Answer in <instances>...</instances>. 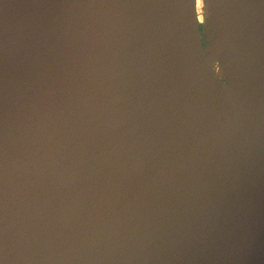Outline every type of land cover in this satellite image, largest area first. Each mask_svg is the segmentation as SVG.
I'll use <instances>...</instances> for the list:
<instances>
[{
	"label": "water",
	"instance_id": "water-1",
	"mask_svg": "<svg viewBox=\"0 0 264 264\" xmlns=\"http://www.w3.org/2000/svg\"><path fill=\"white\" fill-rule=\"evenodd\" d=\"M0 0V264H264V0Z\"/></svg>",
	"mask_w": 264,
	"mask_h": 264
},
{
	"label": "bare ground",
	"instance_id": "bare-ground-1",
	"mask_svg": "<svg viewBox=\"0 0 264 264\" xmlns=\"http://www.w3.org/2000/svg\"><path fill=\"white\" fill-rule=\"evenodd\" d=\"M197 7H198V12H199V15H200V20L203 21L204 20V0H198V4H197Z\"/></svg>",
	"mask_w": 264,
	"mask_h": 264
}]
</instances>
